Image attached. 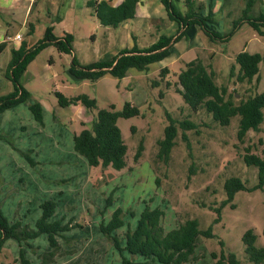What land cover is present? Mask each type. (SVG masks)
I'll list each match as a JSON object with an SVG mask.
<instances>
[{"label": "rangeland", "instance_id": "374dc122", "mask_svg": "<svg viewBox=\"0 0 264 264\" xmlns=\"http://www.w3.org/2000/svg\"><path fill=\"white\" fill-rule=\"evenodd\" d=\"M9 1L0 0V25L5 30L1 38L9 42L0 52V97L14 89L7 71L16 42L12 38L17 33L21 32V42L31 47L44 38L49 26L56 35L70 32L74 36V55L82 64L111 60L120 49L133 45L125 22L118 27L103 25L83 0H36L27 23H23V19L29 0H15L8 5ZM203 2L206 3L197 0V3ZM224 2L228 17L223 20L212 17L206 21L209 29L222 34L243 15L246 6V0ZM177 4L187 11L185 0ZM249 13L250 17L264 15V0H259ZM127 22L134 35H138L139 43L150 44L157 38L144 35L143 29H133L132 20ZM193 28L206 38L198 26ZM261 29L264 30V26ZM205 42L185 58L200 57L209 64L217 84L227 87L228 93H235L237 103L254 92L264 91V35L259 30L246 22L228 42L213 43L209 38ZM241 51L262 55L259 74L251 83L237 81L240 67L235 57ZM71 60L72 55L49 45L39 52L21 77V83L31 93L30 101H40L43 105V123L35 119L28 102L0 113V208L3 214L10 221H21L22 225L35 228L42 215L41 204L54 200L56 212L51 220L61 218L74 227L65 233V238L59 237L62 253L53 264L72 261L122 264L121 252L101 231V223L109 221L114 210L122 207L125 223L114 234L124 246L127 229L137 226L147 203L164 210L162 223L167 231L193 217L199 219L200 228L212 227L214 236L198 237L196 252L187 264H215L211 256L214 251L232 252L241 264H255L246 253L243 236L253 229L257 235L256 245L264 246V185L254 188L259 183V169L248 165L244 158L248 146L264 157V120L258 130H249L242 142L238 137L239 115L233 117L229 125L222 126L204 106L193 111L173 83L181 70L179 61L172 63L170 68L174 72L166 80L159 77L160 69L152 65L145 71L134 69L122 80L108 73L92 82L77 79L70 72ZM156 80L161 82L160 86L155 85ZM167 81L171 82L169 87ZM56 92L68 97L86 93L96 100L97 107L90 111L83 105L86 108L83 115L77 107L62 106ZM126 101L139 106L143 114L118 119L128 145V166L121 170L112 166H91L74 150L75 133L91 127L99 109L115 104L120 110ZM169 115L179 122L191 120L196 127L185 130L177 123L176 145L166 162L158 156V141L165 135ZM141 141L144 152L135 163ZM157 177L160 185L156 184ZM231 177H240L249 189L238 191L233 202L222 207L221 220L216 221L219 214L215 208L227 200L225 182ZM23 248L32 264L41 262L38 253L51 249L46 234L23 244ZM20 249L17 240L7 239L0 253V264H20ZM123 254L138 259L128 251Z\"/></svg>", "mask_w": 264, "mask_h": 264}, {"label": "trees", "instance_id": "16d2710c", "mask_svg": "<svg viewBox=\"0 0 264 264\" xmlns=\"http://www.w3.org/2000/svg\"><path fill=\"white\" fill-rule=\"evenodd\" d=\"M259 0H246L243 15L233 21L229 31L219 33L207 27L206 21L210 17L197 16L204 7V3H197V0H185L188 11L182 13L174 4L173 0H162L169 18L180 25V33L177 36L161 35L156 42L148 47L140 48L136 43L131 48L122 49L110 61H96L89 64H82L74 55V36L66 33L57 36L53 27L46 29L44 38L35 45L28 47L26 42L16 48H12V58L8 64L7 75L14 85L13 91L0 97V113L12 108L20 103L28 102L29 109L33 112L35 119L43 123V105L40 101H30L31 93L21 83V77L27 70L30 63L37 57L39 52L49 46L54 45L61 53L72 55L70 72L77 79H87L95 82L106 74H111L118 79L127 76L131 68L139 71L148 70L150 65L163 60L171 53L174 43L187 35L192 26H198L213 43L228 42L242 23H249L264 35V15L250 17V11ZM140 0H123L119 5L114 6L112 0L88 1L99 21L105 26L118 27L121 23L132 20L136 17ZM226 3V2H225ZM34 24L31 30L34 31ZM182 29V30H181ZM33 33V32H32ZM8 40L0 42V52L8 45ZM236 63L240 67L237 81L252 82L259 74L262 55L258 52H239ZM173 70L163 67L159 70V77L167 79ZM155 85L160 86V81H155ZM176 91L180 93L184 101L193 109L198 111L202 106L213 115L222 126H227L232 122L233 117L239 115L238 137L244 142L249 130L260 128L264 120V91L252 93L238 103L235 93H228L227 87L217 84L215 74L211 66L205 64L203 59L196 57L181 65L177 79L173 82ZM167 86L171 85L167 81ZM163 94L164 91L161 90ZM59 103L62 106L82 104L88 110L93 111L97 107L96 100L90 95L83 93L76 96H65L56 92ZM143 115L139 106L126 101L124 107L116 109L112 104L109 108L99 109L95 114L91 127H85L80 133H75L73 138L74 150L84 156L91 166H112L121 170L128 166L127 153L128 145L123 138L122 131L118 125L121 117L130 118ZM169 124L165 128V135L158 141V156L164 161H168L173 147L176 145L178 136V125L185 130L196 127V124L188 119L178 121L171 115ZM144 152V142L141 141L134 157L135 163L141 160ZM245 162L254 165L259 169V183L254 188L264 185V157L252 152L251 147H246ZM131 170L132 167H129ZM160 178H156V184L160 185ZM225 189L228 195L221 207L215 208L219 216L216 221L221 220V210L227 203H232L235 194L240 190L249 189L240 177H231L225 182ZM109 202H111L109 200ZM235 206V204H232ZM42 215L38 218L35 228L22 225L21 221H10L0 208V253L3 251L5 242L9 238H14L19 243L20 264H32V261L25 255L23 244H28L32 239L46 234L51 249L47 253H38L41 262L39 264H53L56 258L62 253V244L59 237L65 238V233L70 231L74 225L64 223L63 219L51 220L56 212V202L52 199L41 204ZM165 215L160 206L145 205L140 213L137 226L128 228L125 234L126 243L123 246L120 238L114 231L124 226V211L122 207H117L109 221L101 223V231L113 241L114 246L121 252L122 264H187L194 256L197 248L199 236L213 237L212 227L200 228V221L197 217L187 218L178 227L166 230L162 219ZM257 235L253 229H249L243 236L246 253L255 264H264V246L256 245ZM35 248H33L34 250ZM36 251V250H35ZM34 251V252H35ZM128 251L134 260L126 255ZM70 253H72L70 251ZM215 264H241L235 253L220 254L211 252ZM69 264H81L79 261H72Z\"/></svg>", "mask_w": 264, "mask_h": 264}, {"label": "crops", "instance_id": "0c3cea01", "mask_svg": "<svg viewBox=\"0 0 264 264\" xmlns=\"http://www.w3.org/2000/svg\"><path fill=\"white\" fill-rule=\"evenodd\" d=\"M83 1L88 6L87 3L89 0H83ZM94 1L99 2L101 0H94ZM122 1L123 0H112V4L114 6H116V5H119ZM180 1H182V0H173L175 6L176 7L178 6L177 8L182 13H186L188 11V6H187L186 12L181 10L180 6L177 4V2H180ZM35 2H36V0H29V5L27 6V10L25 12V17L23 19V23H27L28 14L31 12L32 6H33V4H35ZM205 2L206 3L203 2L205 4V7L199 13H196L197 16L208 17L210 15V10H211L212 13H211L209 18L217 17V18H220L223 20L224 17H228L229 11H226V9H225L224 0H205ZM8 3H9L8 5L14 4L15 0H10ZM13 15H15V13H13ZM155 20L156 21L158 20L159 22H155ZM125 23H126L127 29H129V32H130L131 37L133 39V45L136 43L140 48L150 46L151 44L156 42L161 35L177 36L181 32L180 31V25L176 21H173L169 18L168 12H167L164 4L162 3V0H140V3L138 4V8H137L136 17L134 19H132L133 29L134 28L135 29H143L144 35H149L150 37L157 36V38H155V40H153L152 43H150V44L139 43L138 35L137 34L134 35V32L131 31V27H130L131 25L127 24L129 22L126 21ZM128 27H130V28H128ZM3 28L4 27H2L0 25V35H1L0 36V42L5 41L3 38H1L5 34V30ZM22 29L23 28H21V30ZM193 30H194V28L192 26L188 30L186 36H184L182 39H180L179 41L174 43L169 56L165 57L161 61H158V62L151 64L150 67L152 65H156L157 69H161L163 67H169L170 68V66H172V63L179 61L183 64L185 62L192 60V59L187 60L185 57L190 55V54H193L194 50L201 47L202 45L204 46V44H206L205 40L208 39V37L205 34L204 35L206 36V38H204L198 32L199 31L198 29L194 30V34L190 37V32L192 33ZM214 31H216V30H214ZM216 32H218V31H216ZM66 33H70V32H64L62 35H57V36H63ZM20 34H22V33L20 32ZM12 39L16 41L14 44V46L16 48H18L23 42V41L21 42L22 38L20 40L15 39V38H12ZM26 44H28V43H26ZM133 45H130V46H127L124 48H131V47H133ZM124 48H122V49H124ZM122 49H120L117 52V54ZM116 55H114V56H116ZM189 58H191V57H189ZM105 61H110V60H105ZM134 69L135 68H131L128 71V74L126 77H129V74H131ZM171 70H173V69H171ZM126 77H124V78H126ZM69 107H71V108L77 107L76 109L79 110L80 112H82V114L86 113L85 112L86 108L82 104H77V105L73 104V105H70Z\"/></svg>", "mask_w": 264, "mask_h": 264}, {"label": "built area", "instance_id": "2783aa9c", "mask_svg": "<svg viewBox=\"0 0 264 264\" xmlns=\"http://www.w3.org/2000/svg\"><path fill=\"white\" fill-rule=\"evenodd\" d=\"M9 38H11V37H9ZM13 38L20 40L22 38V34L18 33Z\"/></svg>", "mask_w": 264, "mask_h": 264}]
</instances>
